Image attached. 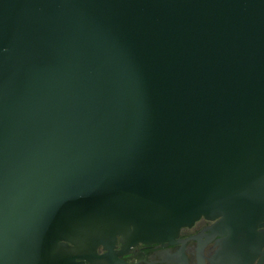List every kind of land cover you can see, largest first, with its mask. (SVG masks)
Listing matches in <instances>:
<instances>
[{"label":"water","instance_id":"1","mask_svg":"<svg viewBox=\"0 0 264 264\" xmlns=\"http://www.w3.org/2000/svg\"><path fill=\"white\" fill-rule=\"evenodd\" d=\"M201 216L264 220V0H0V264Z\"/></svg>","mask_w":264,"mask_h":264},{"label":"flooded vegetation","instance_id":"2","mask_svg":"<svg viewBox=\"0 0 264 264\" xmlns=\"http://www.w3.org/2000/svg\"><path fill=\"white\" fill-rule=\"evenodd\" d=\"M218 218L203 216L191 225L182 226L173 243L138 242L126 245L118 236L111 252L97 247L101 256L95 264H264V220L256 227L254 237L240 243L222 233ZM75 264H90L76 259Z\"/></svg>","mask_w":264,"mask_h":264}]
</instances>
